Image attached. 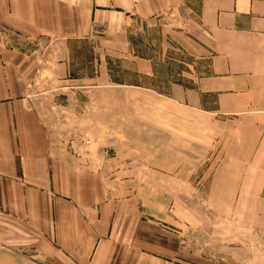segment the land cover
Masks as SVG:
<instances>
[{
    "label": "crops",
    "instance_id": "crops-1",
    "mask_svg": "<svg viewBox=\"0 0 264 264\" xmlns=\"http://www.w3.org/2000/svg\"><path fill=\"white\" fill-rule=\"evenodd\" d=\"M177 13L184 17L170 36L191 48L193 79L143 89L196 117L207 113L220 150L228 141L234 157L264 169V0H0V264L192 263L181 260L167 217L142 215V183L105 180L88 155L67 150L66 133L42 113L56 105L53 95H89L81 113L88 123L76 136L91 143L104 125L98 110L114 109L99 102L100 92L130 83L108 81L107 71L75 74L69 63L92 69V61L123 57L138 77L152 76L156 58L131 54L132 31ZM113 124L106 120L110 141Z\"/></svg>",
    "mask_w": 264,
    "mask_h": 264
},
{
    "label": "rangeland",
    "instance_id": "rangeland-1",
    "mask_svg": "<svg viewBox=\"0 0 264 264\" xmlns=\"http://www.w3.org/2000/svg\"><path fill=\"white\" fill-rule=\"evenodd\" d=\"M183 14H166L151 21L155 24L141 23L142 31H132L131 54L156 58L152 76L138 77L132 63L123 57L92 61L95 69H90L89 62L69 63L75 74L107 71L108 81L130 83V87L113 89L114 93L100 92L99 102L114 105V109L98 110L104 125L91 136V143H86V133L80 139L76 136L77 125L88 123L81 113L87 112L88 106L83 104L89 95H53L51 101L60 105L42 113L66 133L67 150L88 155L105 180L114 176L120 183L129 175L142 183V215L167 217L168 226L180 236L181 260L198 264L202 259L221 262L236 258L242 264H264V169L234 157L237 151L226 149L228 141L220 150L218 126L214 130L209 125L207 113L196 117L168 98L143 89L167 90L171 82L181 85L193 79L186 72L192 64L187 59L194 57L191 48L174 46L177 39L170 36L182 23ZM22 44L34 46L31 41ZM112 118L115 136L110 141L106 139V120L110 123Z\"/></svg>",
    "mask_w": 264,
    "mask_h": 264
},
{
    "label": "built area",
    "instance_id": "built-area-1",
    "mask_svg": "<svg viewBox=\"0 0 264 264\" xmlns=\"http://www.w3.org/2000/svg\"><path fill=\"white\" fill-rule=\"evenodd\" d=\"M86 143L88 144L89 143V140H87Z\"/></svg>",
    "mask_w": 264,
    "mask_h": 264
}]
</instances>
